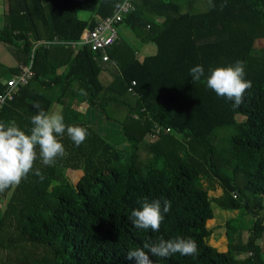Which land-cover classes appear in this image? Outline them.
<instances>
[{
    "label": "trees",
    "instance_id": "obj_1",
    "mask_svg": "<svg viewBox=\"0 0 264 264\" xmlns=\"http://www.w3.org/2000/svg\"><path fill=\"white\" fill-rule=\"evenodd\" d=\"M118 2L2 0L0 42L12 63L0 60V93L21 65L32 61L35 76L0 106V122L14 120L29 132L31 117L57 103L67 125L90 135L76 147L65 133L66 156L50 167L35 163L43 182L30 173L0 192V264H136L126 259L129 250L161 236L190 237L198 254L153 257L155 264H264V245L258 244L264 239V0H227L222 11L223 0H214L216 9L208 0H135L122 23L154 43V55L137 60L118 39L109 62L87 48L73 52L58 45L31 57L37 41H78ZM77 11L89 12V19ZM236 61L244 62L252 81L238 108L206 83L211 69ZM197 64L205 76L193 84L189 70ZM78 99L119 125L132 144L127 164L121 166L120 151L83 122L74 107ZM154 123L173 135L146 143ZM220 190L222 199L214 198ZM144 200L171 202L159 232L137 229L129 219ZM219 202L255 218L246 230L227 219L224 249L209 242L219 226L208 224L216 223ZM242 254L250 256L239 259Z\"/></svg>",
    "mask_w": 264,
    "mask_h": 264
},
{
    "label": "clouds",
    "instance_id": "obj_2",
    "mask_svg": "<svg viewBox=\"0 0 264 264\" xmlns=\"http://www.w3.org/2000/svg\"><path fill=\"white\" fill-rule=\"evenodd\" d=\"M208 3L210 9L217 8L214 0H208ZM225 7L227 0L219 4V10ZM189 75L193 84L201 81L205 76L204 67L195 65L190 68ZM245 77L244 62L236 61L234 65L211 69L206 83L218 96L226 97L234 108H238L244 103L245 94L252 88V81ZM31 124L30 131L26 132L14 120L7 124L0 122V192L18 186L30 173L43 182L45 176L40 168L35 167V163L39 159L44 166L50 167L56 163L57 158L66 156L65 146L60 140L65 133L76 147L90 135L85 127L67 125L61 112L39 111L31 117ZM171 206L169 200H144L139 209L131 212L129 219L137 229L159 232ZM177 253L181 256H196L198 244L190 237L166 240L161 236L156 242L129 250L126 259L135 260L136 264H155L153 257L170 258Z\"/></svg>",
    "mask_w": 264,
    "mask_h": 264
},
{
    "label": "built area",
    "instance_id": "obj_3",
    "mask_svg": "<svg viewBox=\"0 0 264 264\" xmlns=\"http://www.w3.org/2000/svg\"><path fill=\"white\" fill-rule=\"evenodd\" d=\"M135 0H121L116 3L112 9L111 15L99 21L92 30H86L82 33L78 41L60 40L58 37H53L50 40H41L34 43L31 50V57L39 48L48 49L50 46L58 45L68 48L73 52H78L84 48L89 49L92 53H96L102 62H109L108 50L118 40V27L122 24L124 18L135 10ZM32 61L28 65H21L19 72L11 77L5 83V88L0 93V106L8 100H12L17 96L21 87L26 86L35 76L31 69ZM135 83H131V87ZM129 88V91L131 90ZM144 113V109L141 110ZM134 120H138L139 116L133 115ZM171 129L158 124H153L148 133L150 139H156L161 136L171 134Z\"/></svg>",
    "mask_w": 264,
    "mask_h": 264
},
{
    "label": "rangeland",
    "instance_id": "obj_4",
    "mask_svg": "<svg viewBox=\"0 0 264 264\" xmlns=\"http://www.w3.org/2000/svg\"><path fill=\"white\" fill-rule=\"evenodd\" d=\"M0 26H2V16H0ZM124 31H125V38L126 37L132 38L133 35H135L129 27L123 26V29L121 28L120 31L118 28L119 36H122ZM258 42L260 43L261 40H259ZM0 44L2 45L1 48L3 49L1 50L0 55H4V57L0 56V60L3 64L10 65L12 63L11 56L7 52L5 45L1 42ZM261 44H263V42H261ZM142 57L143 55L140 54V58ZM57 106L58 105L56 103L55 108L52 111L50 110L49 113L59 112L58 110L59 106L58 107ZM84 107H85V110H82L80 113V115H82L81 119L83 120V122L89 127H91L94 131H96L103 139H105L107 142L112 144L116 149L120 151V153L122 154L121 166H124L125 164H127L130 160V156L132 153V144L124 138L119 125L117 123L106 120L104 115H102L100 112H98L93 107H89L88 104L86 106H83V108ZM239 120H242V119L239 118ZM233 131H234L233 129L231 130L222 129L218 132H221L224 134H231L233 133ZM148 133L144 137L145 142L148 144H153L155 141L159 140L162 137L173 135V133H171L169 135L161 136L156 139H150ZM160 164L161 163H159L157 166L158 171L163 169V167ZM147 167H148V161L142 165L141 172L145 173V170ZM222 196L223 194L221 190L215 195H213L214 198H219V199L220 198L222 199ZM232 196L233 198L238 197L236 193H232ZM214 210H215L214 215L216 219L214 220L216 223L213 224L210 222L208 223L210 226L209 225L208 226L211 228L215 227V225H219V226L218 228L213 229V234H212L213 237L211 238V240H209V242L212 246H215L220 249H224V247H226V244H227L226 243L227 238L225 236V229L221 226V225H224L227 219L229 218L233 219L235 226L241 227V230H246L247 228H250L251 221L255 219L249 212L245 211L244 208H240L239 210L228 209L224 207L220 202L219 204L218 203L215 204ZM262 215H263V211L259 212V216H262ZM258 244L264 245V239L263 240L260 239L258 241ZM247 256H250V254H247V255L242 254V255H239L238 258L243 259Z\"/></svg>",
    "mask_w": 264,
    "mask_h": 264
},
{
    "label": "crops",
    "instance_id": "obj_5",
    "mask_svg": "<svg viewBox=\"0 0 264 264\" xmlns=\"http://www.w3.org/2000/svg\"><path fill=\"white\" fill-rule=\"evenodd\" d=\"M47 1H50V3H53V2L58 1V0H45V2H47ZM2 15H3V11H2V0H0V16H2ZM77 15L82 20H88L89 17H90V13L89 12H83V11H77ZM156 21H160V18L159 19H156ZM123 26L128 27L127 25H125L124 23H122L118 27L119 28V31H120L121 28L123 29ZM0 28H2V26H0ZM118 39L123 40L125 43L128 44V46H130L133 49V51L135 52V57L137 58V60H142L144 57L152 56V55H154L156 53V46H155L154 43H152V42H143V41H141L139 39V37H137L135 35H133L132 38H128V37L125 38V31L123 32L122 36H119V34H118ZM1 47H2V45L0 44V54H1V50H3ZM140 54L143 55L142 58H140ZM0 56L1 57H4V55H0ZM86 105H87V102L85 100L78 99V103H77V105H74V107H75V110L76 111H78L79 113H81L82 110H85V107L83 108V106H86ZM55 106H56V103H55V105H53L50 108V110L52 111L55 108ZM58 110H59V107H58Z\"/></svg>",
    "mask_w": 264,
    "mask_h": 264
}]
</instances>
